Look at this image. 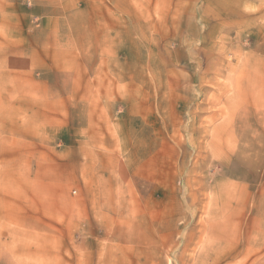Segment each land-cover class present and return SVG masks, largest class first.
<instances>
[{
    "label": "rangeland",
    "instance_id": "1",
    "mask_svg": "<svg viewBox=\"0 0 264 264\" xmlns=\"http://www.w3.org/2000/svg\"><path fill=\"white\" fill-rule=\"evenodd\" d=\"M0 264H264V0H0Z\"/></svg>",
    "mask_w": 264,
    "mask_h": 264
}]
</instances>
